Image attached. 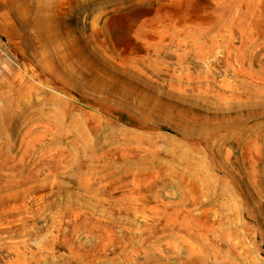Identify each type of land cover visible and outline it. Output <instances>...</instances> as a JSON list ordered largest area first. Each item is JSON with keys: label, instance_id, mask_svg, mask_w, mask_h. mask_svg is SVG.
Wrapping results in <instances>:
<instances>
[{"label": "rangeland", "instance_id": "obj_1", "mask_svg": "<svg viewBox=\"0 0 264 264\" xmlns=\"http://www.w3.org/2000/svg\"><path fill=\"white\" fill-rule=\"evenodd\" d=\"M0 264H264V0H0Z\"/></svg>", "mask_w": 264, "mask_h": 264}]
</instances>
